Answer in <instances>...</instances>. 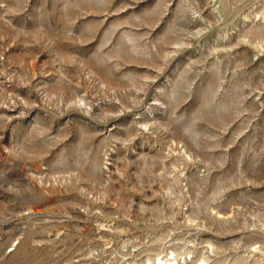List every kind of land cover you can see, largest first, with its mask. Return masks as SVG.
Masks as SVG:
<instances>
[{
    "label": "rangeland",
    "instance_id": "1",
    "mask_svg": "<svg viewBox=\"0 0 264 264\" xmlns=\"http://www.w3.org/2000/svg\"><path fill=\"white\" fill-rule=\"evenodd\" d=\"M0 264H264V0H0Z\"/></svg>",
    "mask_w": 264,
    "mask_h": 264
}]
</instances>
